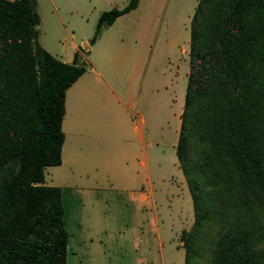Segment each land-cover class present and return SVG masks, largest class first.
<instances>
[{"label": "trees", "instance_id": "trees-1", "mask_svg": "<svg viewBox=\"0 0 264 264\" xmlns=\"http://www.w3.org/2000/svg\"><path fill=\"white\" fill-rule=\"evenodd\" d=\"M138 1L103 10L89 42ZM39 24L37 0H0V264H67L61 188L44 184V170L61 163L65 90L85 68L77 52L66 62L44 48ZM189 38L178 158L194 101L214 79L226 81L236 104L224 107L220 146L264 208V0H199ZM250 231L224 234L214 264L259 262Z\"/></svg>", "mask_w": 264, "mask_h": 264}, {"label": "crops", "instance_id": "crops-1", "mask_svg": "<svg viewBox=\"0 0 264 264\" xmlns=\"http://www.w3.org/2000/svg\"><path fill=\"white\" fill-rule=\"evenodd\" d=\"M168 7V0H139L136 7L103 25L94 41L71 39L65 51L47 47L38 36L40 44L62 61L72 62L77 52L78 64L85 68L65 90L60 163L67 160L72 176L73 235L78 238L73 253L82 257V264H106L115 229V248L120 253L116 264H165L146 144L151 143L159 121L168 123L162 102H175L179 81L175 74L174 79L158 84V75L148 76L145 71L149 63H158L154 47L163 44L169 49L175 41L157 42L154 18ZM81 42L86 44L83 49ZM124 64L127 71H121ZM167 64H173L170 56ZM161 74L167 73L162 70ZM183 104L184 100L177 112L178 130ZM137 140L143 142L142 158L134 151ZM108 195L120 197L113 210Z\"/></svg>", "mask_w": 264, "mask_h": 264}, {"label": "rangeland", "instance_id": "rangeland-1", "mask_svg": "<svg viewBox=\"0 0 264 264\" xmlns=\"http://www.w3.org/2000/svg\"><path fill=\"white\" fill-rule=\"evenodd\" d=\"M168 1L170 7L165 14L161 11L154 18L159 34L157 42L171 38L175 41L169 49L163 44L160 47L156 45L153 52L158 63H149L145 71L148 76L157 74L158 84H163L165 78L174 79L175 74L179 81L175 102H162L168 123L159 121L153 129L151 143L146 144L156 189L165 264H214L213 256L220 239L236 229L252 230L251 250L259 255V262L255 264H264V208L245 192L244 178L235 157L220 146L224 107L236 104L235 95H232L226 81L214 79L210 89L205 88L194 101L182 144L184 158H178L175 144L177 134L179 136L176 132L177 112L184 100L191 18L199 0ZM126 3L127 0H37V10L42 19L40 38L47 47L57 51L61 47L63 51L67 50L71 39L80 42L81 38L88 37L89 42L99 13ZM80 45L82 49L86 46L82 42ZM167 56L173 64H167ZM162 70L166 76L161 74ZM121 71H127V64L122 65ZM142 147V141H135L134 151L138 158H142L139 154ZM72 182L66 159L62 164L45 167L44 184L62 188L64 225L68 232L67 264H82V257L73 253V245H78V238L73 235ZM195 193L201 210L194 207ZM106 198L111 210L120 199L115 195ZM117 238L115 229L110 234L106 264L118 262ZM150 259L153 262L154 258Z\"/></svg>", "mask_w": 264, "mask_h": 264}]
</instances>
